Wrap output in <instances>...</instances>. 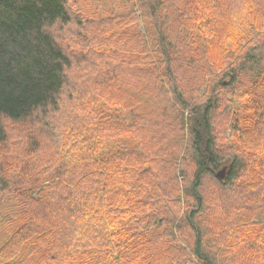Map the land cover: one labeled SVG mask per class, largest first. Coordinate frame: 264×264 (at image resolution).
Instances as JSON below:
<instances>
[{"label": "trees", "instance_id": "1", "mask_svg": "<svg viewBox=\"0 0 264 264\" xmlns=\"http://www.w3.org/2000/svg\"><path fill=\"white\" fill-rule=\"evenodd\" d=\"M0 264H264V0H0Z\"/></svg>", "mask_w": 264, "mask_h": 264}, {"label": "rangeland", "instance_id": "2", "mask_svg": "<svg viewBox=\"0 0 264 264\" xmlns=\"http://www.w3.org/2000/svg\"><path fill=\"white\" fill-rule=\"evenodd\" d=\"M70 26H67V29H66V33H67V35H69L68 37H72V35H74V33H72V30L73 29H75V27L74 26H72V27H70ZM76 30V32H77V29H75ZM64 36H65V33H63L62 32V35L60 36V41L62 40L63 41V39H64ZM68 39V38H67ZM66 42H67V40H65ZM64 42V41H63ZM68 43V42H67ZM60 106H61V109L62 110H67L66 108H68V105L66 104V102H64V100L63 99H61V103H60ZM73 112H74V110H72ZM72 111H69V113L70 112H72ZM66 113H68V112H66ZM9 129H11L10 130V137L13 139V138H17L18 136H20V134H19V132L18 131H14L13 130V127H10ZM15 129V128H14ZM15 143H17L18 144V146H20L21 144H20V141H16Z\"/></svg>", "mask_w": 264, "mask_h": 264}, {"label": "water", "instance_id": "3", "mask_svg": "<svg viewBox=\"0 0 264 264\" xmlns=\"http://www.w3.org/2000/svg\"><path fill=\"white\" fill-rule=\"evenodd\" d=\"M223 174H224V170H222L221 172H219V177L221 178L222 176H223Z\"/></svg>", "mask_w": 264, "mask_h": 264}]
</instances>
